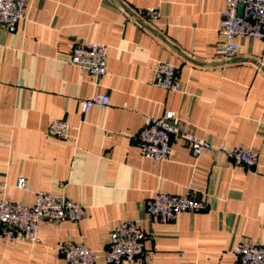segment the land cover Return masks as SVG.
Masks as SVG:
<instances>
[{
  "label": "crops",
  "instance_id": "obj_1",
  "mask_svg": "<svg viewBox=\"0 0 264 264\" xmlns=\"http://www.w3.org/2000/svg\"><path fill=\"white\" fill-rule=\"evenodd\" d=\"M224 0H27L25 17L0 26V198L32 204L64 192L85 207L78 221L43 220L40 242L0 241V264H67L59 247L83 243L104 258L108 232L135 221L145 232L139 264H239L241 238L264 245V174L236 167L222 150L197 158L179 136L168 160L142 156L143 114L172 110L180 132L214 145L253 146L264 166V42L236 38L227 62L215 54ZM158 8L151 22L144 10ZM101 42L108 72L97 81L70 62L74 44ZM157 61L172 64L180 90L153 84ZM107 93L110 106L81 112L78 99ZM53 119L70 138L48 134ZM18 176L30 191L18 189ZM205 206L169 221L149 216L156 191ZM120 264H127L123 261Z\"/></svg>",
  "mask_w": 264,
  "mask_h": 264
},
{
  "label": "built area",
  "instance_id": "obj_2",
  "mask_svg": "<svg viewBox=\"0 0 264 264\" xmlns=\"http://www.w3.org/2000/svg\"><path fill=\"white\" fill-rule=\"evenodd\" d=\"M27 0H0V26L13 27L25 17ZM225 6L220 14V39L215 47L216 56L223 62L235 58L239 51L238 37H247L264 42V0H224ZM147 20L154 22L161 16L158 8L144 10ZM108 48L101 42L86 41L73 45L70 62L93 80H98L108 72ZM175 67L165 61H157L152 82L155 86L168 91L180 90L175 78ZM81 112L92 108L98 110L110 106L107 93H95L78 99ZM143 126L137 135V145L142 156L152 162L168 160L172 140L179 136L187 144L190 154L197 158L205 150H222L232 160L234 166L264 174V166L258 163V149L253 146L214 145L205 138L187 132H180L178 118L172 110L161 115L143 114ZM71 126L68 121L53 119L48 125V134L67 140ZM15 187L31 190L27 179L18 176ZM191 187L183 194L156 191L146 201L145 211L149 216L161 220H172L178 212H196L205 206L203 200L191 195ZM85 216V207L69 198L64 192L37 191L32 204L13 201L6 196L0 198V241L13 242L22 239L30 244L40 242L39 226L43 220L55 225L65 221H78ZM145 232L135 221H120L107 234L104 258L107 264H139L145 257ZM60 254L67 264H95L96 253L83 243L65 242L59 247ZM239 264H264V245L241 238L234 249Z\"/></svg>",
  "mask_w": 264,
  "mask_h": 264
}]
</instances>
